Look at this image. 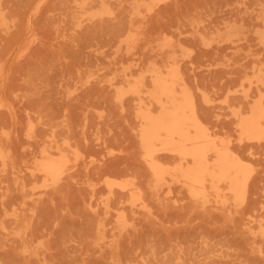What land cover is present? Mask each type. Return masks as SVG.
Masks as SVG:
<instances>
[{
  "label": "rangeland",
  "instance_id": "rangeland-1",
  "mask_svg": "<svg viewBox=\"0 0 264 264\" xmlns=\"http://www.w3.org/2000/svg\"><path fill=\"white\" fill-rule=\"evenodd\" d=\"M97 2L0 0L8 20L0 24V141L18 171L0 163V264H264V238L248 232L264 222V139H240L231 113L246 108L245 92L257 94L248 83L264 65V0H138L136 10L134 0H108L113 13L88 21ZM167 60L179 65L202 119L251 166L241 205H196L170 183L146 192L144 212L109 188L145 187L149 173L136 101H117L108 82L120 87L124 73ZM63 142L81 152L78 166L33 199L26 165Z\"/></svg>",
  "mask_w": 264,
  "mask_h": 264
},
{
  "label": "bare ground",
  "instance_id": "bare-ground-1",
  "mask_svg": "<svg viewBox=\"0 0 264 264\" xmlns=\"http://www.w3.org/2000/svg\"><path fill=\"white\" fill-rule=\"evenodd\" d=\"M97 1L99 9L88 14V21L113 13L108 0ZM139 4L138 0H134L135 10ZM0 24H8L1 8ZM123 76L122 86L117 87L118 81L114 78L109 80L108 85L116 86L114 98L117 101L122 102L125 96L136 101L134 116L139 126L137 139L149 173V182L145 187L135 180L110 182L109 188L116 184L127 196L128 207L144 212L149 211L146 192L157 195L164 184L170 190V183L176 184L196 205L212 203L219 208L241 205L246 198L252 168L228 140L219 137L211 125L202 119L194 94L188 88L179 65L174 60H167L162 65L150 64L136 74L130 72L127 78V74ZM248 85L249 89L254 86L256 97L249 99V94L244 91L246 108L235 107L231 113L240 139L260 142L264 139V65L253 67V80ZM144 93L147 101L142 100ZM0 106H4L3 101H0ZM0 134L6 136L4 131H0ZM27 136L31 139L34 137L32 124L27 128ZM166 155L173 162H164ZM81 157L77 147L65 142L40 148L26 165L28 176L34 182L29 195L38 199L54 189L78 166ZM0 163L4 169L9 166L11 173L18 172L11 146L2 141ZM36 179L41 180L38 186ZM15 182L20 189L26 187L24 181ZM39 186L36 190L35 187ZM12 214L18 217L16 212ZM117 218L120 224H126L123 212L120 211ZM248 232L254 238H264V222L258 223L257 230L249 226Z\"/></svg>",
  "mask_w": 264,
  "mask_h": 264
}]
</instances>
